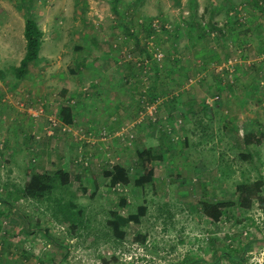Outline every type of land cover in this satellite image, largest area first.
I'll return each instance as SVG.
<instances>
[{
	"label": "rangeland",
	"instance_id": "374dc122",
	"mask_svg": "<svg viewBox=\"0 0 264 264\" xmlns=\"http://www.w3.org/2000/svg\"><path fill=\"white\" fill-rule=\"evenodd\" d=\"M189 1L117 0L119 11L137 6L124 21L113 0H35L44 44L19 80L28 8L0 0V264H202L218 249L240 258L221 264H264L261 203L238 204L242 183L262 178L264 196V0H196L205 36ZM148 147L163 155L155 181L112 187L103 171L122 165L135 180L137 150ZM27 168L64 169L76 197L18 199ZM59 202L75 204L68 223ZM203 202L235 204L212 223ZM142 205L146 215L127 231L146 234L145 245L117 241L112 212L127 218Z\"/></svg>",
	"mask_w": 264,
	"mask_h": 264
},
{
	"label": "trees",
	"instance_id": "16d2710c",
	"mask_svg": "<svg viewBox=\"0 0 264 264\" xmlns=\"http://www.w3.org/2000/svg\"><path fill=\"white\" fill-rule=\"evenodd\" d=\"M23 6L25 9L24 13V38L26 42L25 46V53L22 57L19 65L14 66L12 68L15 76L17 79L21 80L24 79L28 75V70L30 68V65L36 62L41 58V50L44 44V37L45 32L40 27L39 22L37 19L32 16L31 14V5L35 3V0H22ZM117 0H113L112 10L114 13H116V16H120L121 14L124 15L123 19L126 21L127 19L134 18L135 10L137 6H133V4H130L127 8H124L123 11H119L117 9ZM134 3V2H132ZM189 3L193 6L192 7V13L191 17H193V21L198 29L201 31V36H205L209 33L206 27H204L200 21H204L205 14H199L197 9V3L196 0H190ZM132 10V11H131ZM197 10V11H196ZM145 24H138L141 28L145 31L149 32L148 37L152 35L155 30L152 27L151 23L146 21ZM209 28L217 29L218 24L213 19V17L210 18L208 25ZM163 29V27H162ZM129 30V29H128ZM136 30V29H135ZM221 32L222 30H219ZM136 32V31H135ZM132 32V33H135ZM217 32V31H216ZM135 37V39H140L139 33L130 34ZM136 43L139 44L138 40ZM158 60L154 62L158 67L161 62L160 61L163 57L158 56ZM153 58V57H152ZM177 62V60H175ZM179 63V61L177 62ZM66 91H63V94H65ZM59 117L63 120V123L67 125H72L74 123V114L73 109L70 106H63L60 109ZM53 124V122L50 120L49 127ZM252 139H256L257 136L255 134L251 135ZM156 147H148L145 149H139L137 150V158H138V165L139 169L142 171L140 175L135 179L132 180L130 176L128 175L126 168L122 165H116L112 167L110 170L103 171V175L109 179V183L112 187H117L118 185H134L137 187H145L146 185H149L155 181V164L157 162H160L163 160V155L159 153ZM246 153L239 154V157L243 160H248L252 158V155L248 153V151H245ZM70 184H71V178L70 174L67 173L64 169H57L52 172H37L33 170L32 168H27L25 171V181L23 187L19 191V198H30L37 200L39 202H44L49 195L52 194L53 191H60L63 194H68L69 197H76L74 196L73 192L70 191ZM262 186H263V179L260 178L257 179L252 184H246L242 183L238 187V204L240 207L248 209L250 208L254 201H260L261 207L264 210V196L262 194ZM3 202H10L6 201L4 199H1ZM120 204L122 206L127 204L126 197H120ZM235 203H211V202H203L202 203V209L203 214L212 222V223H219L223 216L225 215V209L229 206H233ZM75 204L71 202L70 204L67 203V205L62 204L59 202L57 204V208H59L58 212H60L63 216L62 221L65 223H68L69 221L73 220V211L72 207H74ZM147 207L142 205L138 208V212L136 214H130L127 218L122 217V215L117 212H112V219L108 222L109 227L111 229V233L113 237L119 241V242H137L142 245H145L147 241V235L145 234H137L133 237H130L128 235L127 231V224L129 222H133L135 224H139L141 222V218L146 215ZM111 213V212H110ZM39 228V227H38ZM37 228V229H38ZM43 232L51 238V240L56 241L54 237L50 234V232L47 229H44ZM253 240L248 241L243 248L242 256L246 254V251L250 247L251 244H253ZM230 249V248H229ZM216 253V252H215ZM222 258H228L232 261H240V258L233 257L232 254L229 253V251H226L225 249L220 251L218 249L217 253L215 254V260L211 263H208L206 260L199 259L198 261L202 264H221ZM194 263V260L190 261L192 264ZM132 264V263H131Z\"/></svg>",
	"mask_w": 264,
	"mask_h": 264
},
{
	"label": "crops",
	"instance_id": "0c3cea01",
	"mask_svg": "<svg viewBox=\"0 0 264 264\" xmlns=\"http://www.w3.org/2000/svg\"><path fill=\"white\" fill-rule=\"evenodd\" d=\"M20 3H21V5H23V2H22V0H20ZM22 15H21V19H23V23H22V28L24 29V14H23V12L21 13Z\"/></svg>",
	"mask_w": 264,
	"mask_h": 264
},
{
	"label": "built area",
	"instance_id": "2783aa9c",
	"mask_svg": "<svg viewBox=\"0 0 264 264\" xmlns=\"http://www.w3.org/2000/svg\"><path fill=\"white\" fill-rule=\"evenodd\" d=\"M53 122V125H54V121H52Z\"/></svg>",
	"mask_w": 264,
	"mask_h": 264
}]
</instances>
